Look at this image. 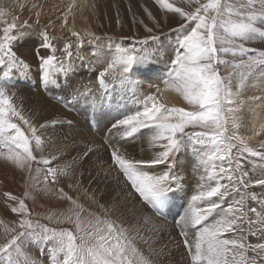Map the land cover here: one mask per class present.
Wrapping results in <instances>:
<instances>
[{
	"label": "snow or ice",
	"instance_id": "6c2138e0",
	"mask_svg": "<svg viewBox=\"0 0 264 264\" xmlns=\"http://www.w3.org/2000/svg\"><path fill=\"white\" fill-rule=\"evenodd\" d=\"M153 3L165 24L178 17V27L156 34V29L162 27L160 21L145 7L155 28L142 20L139 23L144 24L149 35L121 38L130 39L131 46L108 37L107 51H92L96 60L109 58L97 74L98 90L86 85L83 90L73 87L77 67L87 66L80 51L83 40L74 28L68 31L77 38L75 53L73 44L65 42L59 57L48 32L37 33L38 45H33L30 53L36 63L35 75L46 92L69 93L58 101L65 108L72 110L70 105L79 104L90 110L93 118L97 114L109 118L105 142L111 149V164L106 176L116 172L117 181L129 188L127 195L138 197L156 216L169 214L176 200L188 191L180 161L185 155L184 167L191 168L197 187L183 213L173 219L184 238L189 264H264V163L257 165L251 159L264 162V139L255 145L249 143L253 137L264 136V122L258 129L253 128L252 135L240 134L244 127L241 113L246 105L264 112V94L241 98L250 86L264 84V47H249L264 45V0ZM73 7L75 0L68 5L69 12ZM9 14L10 8L0 4V142L7 148V152H0V159L21 172L27 169L29 174L34 163L43 164V191L51 194L55 189L58 198L69 205L56 222L71 227L49 228L34 221L26 204L27 191L24 198L4 193L7 200L14 202L8 207L17 219L7 223L0 220L4 232L0 264H37L25 251L29 245L37 247L41 256L47 248L50 264H156L137 243L149 242L141 235L143 229L115 216V203L103 201V196L97 197L95 191L89 194L85 189L92 201L91 206H86L60 186L63 178L69 188L79 187L75 166L94 152L93 146L86 145L70 162L56 167L52 163L60 156L37 159L36 153H43L49 143L41 130L50 125L71 126V121L56 119L37 125L25 115L23 104L16 103L22 97L11 90L17 82L14 75L22 79L32 75V63L16 48L29 42L31 32L26 29L31 26L27 21L17 24V17L9 22ZM66 24L67 14L61 26ZM86 35L89 43L101 39L91 32ZM168 49L172 54L162 70L159 64L165 61ZM222 66L226 74L221 72ZM145 84L148 91H144ZM169 91L175 92L187 107L165 103L164 93ZM132 106L140 107L133 111ZM142 132L147 133L151 155L136 159L120 145ZM113 136L119 139H111ZM245 161L252 165L251 169ZM257 188L259 192L254 190ZM47 218L51 220L52 216ZM143 223L147 228L152 224L151 217H144ZM148 230L154 237L162 231L155 225ZM190 230L194 233L191 240ZM164 248L158 255L165 254Z\"/></svg>",
	"mask_w": 264,
	"mask_h": 264
},
{
	"label": "bare ground",
	"instance_id": "6f19581e",
	"mask_svg": "<svg viewBox=\"0 0 264 264\" xmlns=\"http://www.w3.org/2000/svg\"><path fill=\"white\" fill-rule=\"evenodd\" d=\"M117 2V0H75V7H73L71 12H69L68 5L73 3V0H0V4L10 8V17H17L18 22L24 21L23 18H36L37 13H39L38 19L44 20L41 22L45 23V28L49 29V33H51L53 37L71 35L68 28H74V30L80 34V37L87 36L86 33L88 32L96 34L95 30L99 29V19L100 21L102 20L98 13H100L101 9L106 11L107 6H111L113 3ZM20 5H23V8H21ZM65 14H67V24L62 27L61 25L64 22ZM45 16L48 18L50 17L53 21L51 26L47 24L48 20H45ZM38 42L39 41L36 39L30 38L29 42L23 47L16 48L18 53L23 55L30 63H32L33 67L36 66V63L34 61V57L30 53L33 45H38ZM97 49L99 48L97 47ZM108 59V57H102L98 60L102 68L106 66ZM159 67L163 70L161 66ZM35 70L36 67L35 69L32 68V75L35 79H30L32 80V85H35L37 90L30 91L25 88H19L16 90V92L20 94V97H22V100L19 99V105L21 103L23 104L25 115L31 116L37 125L56 119L71 121V126L65 123L63 125L58 124L55 127L50 125L49 127L41 130V134L46 140H49V143L46 145L44 152L38 153V155H43L44 157L47 156L48 159H51L52 156H60L61 158L54 161V163L56 165H63L70 162L72 157L78 156L82 153L85 150L86 145L94 147V152L91 153L88 158L75 166L77 173L76 180L79 181L77 191L74 193L69 191L67 180H65V182L62 181L64 190L74 198L79 197L81 203H84L86 206H91L92 201L85 195V189L88 190L89 194L95 191L97 197L103 196V201L115 203L117 205L115 216H118L125 222V224H139L143 229L141 235L145 236L149 242L148 244H145L143 241L138 240L137 243L144 250L145 255L150 256L151 259L155 260L156 264H168L174 260H176V262L174 261L175 263L172 264H189V260H187L189 257L187 258L185 252L183 251V247L185 248L184 238L180 235V229L176 226L173 217L176 219L179 218L177 214L183 213L187 200L196 190L197 178L194 176L193 172L191 171L189 175L192 179L190 182L191 185H187L185 183V186L188 189L187 193L176 200V206L172 209V211L165 217L154 215L147 205H144L139 201L138 197L127 195L129 188L125 187L122 182L117 181L116 172H112L110 176H106V172L109 170V165L111 164V149L105 142L106 138L109 137V118L103 117L100 114H97V116L93 118L90 110L86 112L83 106L81 110L82 113L77 112L73 115L63 112L59 109L60 107L58 108L55 105L57 101L53 104L51 103L52 101L48 102L45 99L46 97H43L46 95L51 100H58L62 92H56L55 90L46 92L40 86L37 77L34 76ZM19 78L20 77L17 76L16 80ZM72 83L74 84V80H72ZM161 87H163V85H161ZM144 88L147 89L146 84L144 85ZM262 94H264V84L257 87L250 86L241 98L243 100H247L253 95ZM164 102L169 106L187 107L182 99L175 92L171 91L164 93ZM137 107L140 106H132V110H137ZM36 113H39V115H36ZM254 113H260V116L257 117ZM241 115L244 118V127L240 130L241 135H252L253 128L258 129L259 124L264 122V112H262L259 108H255L254 105H246ZM88 124L95 132L93 131L91 133L88 131ZM146 136L147 133L142 132V134L138 137L128 140L120 146L122 149L126 150L128 155L133 156L136 159L147 158L151 155V150L148 148ZM111 139H119V137L113 136ZM261 139H264V136L253 137L249 143L251 145H255ZM3 162H5V160L0 159L1 172H9V170L13 169H9V165ZM245 163L249 168L250 163H247V161H245ZM3 164L5 165V169L3 168ZM13 170L11 171V176L16 178L17 172ZM19 172L21 171H18V175ZM188 178H186L185 181L188 180ZM254 190L257 192L260 191L259 188ZM146 216L151 217L152 220V224L148 225L147 228L144 227L143 223L144 217ZM153 225L162 229V231H160L155 237L152 232L148 230V228H151ZM193 236L194 233L190 230L189 239L191 240ZM180 241H182L183 244H181ZM149 245H152V247H149ZM165 245L167 246L166 248H164ZM162 248H164L165 254L161 256L158 255V253H160ZM170 255L172 257L175 256L176 259H169L168 256ZM178 257H182V261L180 260L181 262H179V259L181 258L177 260Z\"/></svg>",
	"mask_w": 264,
	"mask_h": 264
},
{
	"label": "rangeland",
	"instance_id": "374dc122",
	"mask_svg": "<svg viewBox=\"0 0 264 264\" xmlns=\"http://www.w3.org/2000/svg\"><path fill=\"white\" fill-rule=\"evenodd\" d=\"M117 3H113L111 6H107L106 11L102 10L100 13V18L102 19L100 21L99 19V29L95 30L96 36L101 37L99 41H93L92 43H89L90 37L89 36H83L80 37L83 40V46L81 48V53L83 56L86 57L85 63L86 67H77V74L72 78L74 80L73 87H81V90H83V86H87L88 88L93 89L94 91L98 90V84H97V74L103 70L100 62L96 60L94 57L91 56V53L94 49H104L107 50L108 47V37H113L117 41V43H121L123 46H131V40L130 39H121V38H131L133 36H147L149 33L145 31L144 24H147L150 27L155 28V23L152 19L149 18L148 14L144 11V8L147 7L160 21L161 28L156 29V34H160L161 31L164 33H168L170 29L177 28L180 20L178 17L176 18H170L168 20V23L165 24L163 15L159 12L158 8L155 6L153 3V0H117ZM176 3L178 5L181 4V0H176ZM111 4V3H110ZM117 6V7H116ZM131 9V10H130ZM47 21V24L51 26L53 24V21L45 16ZM134 17L136 18V22H134ZM33 17L32 19L29 18H23L24 21L27 20L28 24L31 26L29 29H26L27 31L31 32V38L36 39L39 41V37L37 33L39 31L44 30L48 32L49 37L52 39L53 45L57 48V56L59 57L61 55L59 49L63 48L65 42H71L73 44V52L75 53L76 48H75V42L77 40L76 37H73L71 35H64V36H56L53 37L51 33H49V29L45 28L44 26V20H39L38 17ZM26 19V20H25ZM7 20L11 22L12 17H10V14L7 16ZM119 20V24L117 21ZM143 21L144 24L139 23V21ZM24 21H16L17 24H23ZM38 21V22H37ZM171 40H175V34H171ZM104 47V48H103ZM115 45H113L114 49ZM249 47H264V45L260 44H250ZM172 52L171 49L166 50V55H165V61L161 62L159 66H161L164 69L165 62H167L170 59ZM228 59H231V57H227ZM77 65H79V61H76ZM36 66H32V68L35 69ZM227 69L222 66L221 67V72L226 74ZM34 78L33 75H31ZM34 76L35 73H34ZM17 75H14V79L16 80ZM86 77V78H85ZM22 79L19 78L16 80L15 87L11 90H18L19 88H25L27 90L33 91L37 90L35 88V85L33 86L32 80L31 79ZM35 79V78H34ZM79 79V80H78ZM30 84H29V83ZM31 85V86H30ZM144 91H148V89L144 88ZM66 92V93H65ZM62 92L60 98L58 100H51L48 96L44 95L43 97L48 101L53 104L56 102V106L62 110L63 112L69 113V114H75V113H82V106L79 104L75 105H70L72 110H69L68 108H65L62 103H58L59 100L62 98L68 96V92L65 91ZM18 97H20V94L18 93ZM17 104L19 105V98L17 99ZM80 107V108H79ZM84 108V107H83ZM85 111L88 112V109L85 108ZM88 131L93 132V128L88 124ZM95 132V131H94ZM259 150V149H257ZM0 152H7V148L4 146L2 142H0ZM39 153V152H38ZM38 153L37 159L40 160L44 156H39ZM46 156V155H45ZM47 158V156H46ZM50 159V158H49ZM254 163L257 165H260L261 163H264L260 161L257 158H251ZM181 161V172L185 176V179L188 178V180L185 181L187 185L190 184L191 178H190V173H191V168L190 167H184V164L187 162L185 155H182L180 157ZM7 163L9 165V172H1L0 170V220L4 221L7 223L8 221L15 220L17 217H15L14 214L11 213L8 205L14 204L13 201L7 200L5 197L4 193H10L14 196L24 198V193L25 191L28 192V197L26 198V204L28 205L29 209L32 212V219L39 220L40 223L47 225L49 228H61V227H71L70 225L67 224H58L56 221L58 219H61L62 217L60 216V213L66 212L68 208V203L64 200H61L58 198V193L55 192V189H53V193L51 194H45L43 191L44 188V175L46 173V168L43 164L41 163H34L32 165V175L29 174L26 170H24L21 174L16 170L13 164L9 162H3ZM53 167H56L57 165L52 163ZM5 165L3 164V168ZM252 165L250 164L249 169H251ZM5 169V168H4ZM16 171V178L11 176V171ZM37 171V172H36ZM39 171V172H38ZM35 172V173H34ZM24 173V174H23ZM28 173V174H27ZM38 173V174H36ZM29 175H31V179H29ZM3 176V177H2ZM28 176V177H27ZM41 176V177H40ZM256 176H259V172L256 173ZM2 177V178H1ZM5 177V178H4ZM18 177V178H17ZM26 177V178H25ZM10 178V179H9ZM28 178V179H27ZM41 178V179H40ZM254 178H256L254 176ZM26 179V180H25ZM62 181L65 182V180L62 178ZM27 184H26V183ZM34 183V184H33ZM26 185V186H25ZM49 187H52L51 180L49 179L48 181ZM191 185V184H190ZM62 186V185H60ZM9 187V188H8ZM26 187V188H25ZM69 191L71 193H74L77 191L76 189L69 188ZM16 193V194H15ZM18 193V194H17ZM20 193V195H19ZM22 194V195H21ZM51 215L52 219L49 220L47 217ZM4 242V232H3V227L0 226V243ZM181 244L182 241H180ZM26 253L28 254L29 257L34 259L37 264H50L48 256L49 252L48 249L46 248L44 251V255L41 256V253L39 249L35 246L29 245L25 249ZM183 251L185 252L187 258L188 256V251L186 248L183 247ZM187 252V253H186ZM170 258L176 259V257H172L171 255L168 256ZM181 258V259H179ZM179 259V262L182 261V257H178L177 260ZM172 260V259H171ZM181 260V261H180ZM189 260V258L187 259ZM176 262V260H174ZM174 261L168 263L172 264L175 263Z\"/></svg>",
	"mask_w": 264,
	"mask_h": 264
}]
</instances>
